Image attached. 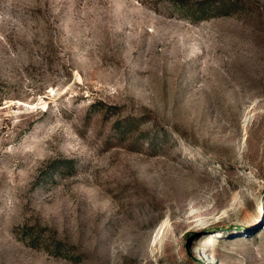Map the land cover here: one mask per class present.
<instances>
[{
  "label": "rangeland",
  "instance_id": "obj_1",
  "mask_svg": "<svg viewBox=\"0 0 264 264\" xmlns=\"http://www.w3.org/2000/svg\"><path fill=\"white\" fill-rule=\"evenodd\" d=\"M0 264H264V0H0Z\"/></svg>",
  "mask_w": 264,
  "mask_h": 264
}]
</instances>
